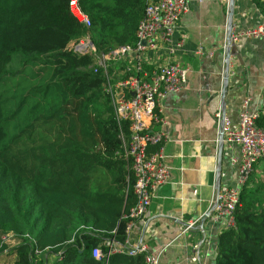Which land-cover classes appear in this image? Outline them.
I'll return each instance as SVG.
<instances>
[{"label": "trees", "instance_id": "trees-1", "mask_svg": "<svg viewBox=\"0 0 264 264\" xmlns=\"http://www.w3.org/2000/svg\"><path fill=\"white\" fill-rule=\"evenodd\" d=\"M69 1L0 0V264H145L103 244L124 242L134 177L116 154L104 73L70 45L84 36L98 51L132 45L148 0H76L88 26ZM252 1L264 13V0ZM213 264H264V166L241 187Z\"/></svg>", "mask_w": 264, "mask_h": 264}, {"label": "crops", "instance_id": "crops-1", "mask_svg": "<svg viewBox=\"0 0 264 264\" xmlns=\"http://www.w3.org/2000/svg\"><path fill=\"white\" fill-rule=\"evenodd\" d=\"M187 1L189 8L176 28V36L186 37L180 51L188 68L186 85L161 101L168 135L164 161L170 175L152 196L144 222L136 220L130 233L131 243L162 249L159 264L214 263L221 222L206 219L201 226L200 219L209 210L213 189L236 182V172L228 165L231 151L220 142L214 113L221 110L235 124L244 98L249 96L251 107H259L264 95V39L238 35L258 21L254 2L234 0L230 6L229 0ZM230 11L231 43L238 54H231L226 66L223 45ZM155 62L150 51L144 53V65ZM262 160L253 172H260ZM196 217L198 224L180 234L185 222ZM194 242L199 243L198 262L189 259Z\"/></svg>", "mask_w": 264, "mask_h": 264}, {"label": "built area", "instance_id": "built-area-1", "mask_svg": "<svg viewBox=\"0 0 264 264\" xmlns=\"http://www.w3.org/2000/svg\"><path fill=\"white\" fill-rule=\"evenodd\" d=\"M69 7L85 26L90 24L76 0H70ZM188 8L187 0H148L132 45L119 46L107 52L98 51L88 36L70 45L78 53L91 54L93 71L101 69L104 73L102 90L111 99L113 115L120 129L121 147L116 154L127 161L134 177L136 200L127 215L129 222L124 242L118 244L107 239L103 244L110 254H142L145 264H159L162 249H150L144 242L131 243L130 233L136 220L146 219L152 196L170 175V168L164 161V143L168 135L164 130L165 116L161 101L167 94L179 92L186 85L188 68L182 63L180 52L186 37L176 36V28L179 17ZM238 35L264 39V13L259 12L258 21ZM232 39L234 37L231 35L226 37L223 49L230 46ZM148 51L157 62L146 66L143 55ZM197 51L201 52L202 47ZM208 56L212 57V53L209 52ZM114 64H118L120 69L109 72L108 67ZM250 103V97L246 96L235 124L221 110L214 113L220 130V142L231 151L228 165L236 172L234 184L215 187L211 194L207 214L214 222L220 220V231L234 225L240 189L254 170V165L264 157V103L259 107H251ZM122 125L126 126L127 135ZM199 219L187 220L180 228V234L191 231ZM1 239L7 244L14 242L11 234H4ZM190 250L189 259L198 262L199 243H192ZM92 256L98 259L103 257L99 247L92 250Z\"/></svg>", "mask_w": 264, "mask_h": 264}, {"label": "water", "instance_id": "water-1", "mask_svg": "<svg viewBox=\"0 0 264 264\" xmlns=\"http://www.w3.org/2000/svg\"><path fill=\"white\" fill-rule=\"evenodd\" d=\"M233 1H234V0H229V4H230V6L233 5ZM228 16H229V20H228V28H227V33H228V35H227V36H230V31H231V21H230V19H231V16H232V11H230V12L228 13ZM229 42H230V40H229ZM231 54H238V51H237V49H236V46H235L233 43H230V46L225 50V53H224V64H225L226 66L229 64V58H230V55H231ZM223 98H224V97H223ZM221 148H222V146H220V150H221ZM206 219H209L207 213H205V214L201 217L199 225L202 226L203 222H204Z\"/></svg>", "mask_w": 264, "mask_h": 264}, {"label": "rangeland", "instance_id": "rangeland-1", "mask_svg": "<svg viewBox=\"0 0 264 264\" xmlns=\"http://www.w3.org/2000/svg\"><path fill=\"white\" fill-rule=\"evenodd\" d=\"M16 78H17V76H14V77H11V79H10V81H9V86L10 87H14L15 86V83H16ZM15 88V87H14ZM13 91V88H12V90L10 89L9 90V92H12ZM263 160L261 161L263 164H264V157L262 158ZM257 164V163H256ZM255 164V165H256ZM263 164H260L261 165V167H259L258 168V171L263 167ZM254 165V166H255Z\"/></svg>", "mask_w": 264, "mask_h": 264}]
</instances>
